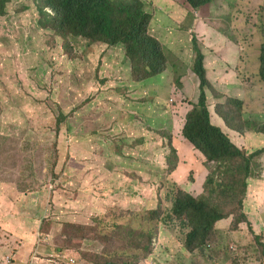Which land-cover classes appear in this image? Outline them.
Returning <instances> with one entry per match:
<instances>
[{
    "label": "rangeland",
    "instance_id": "1",
    "mask_svg": "<svg viewBox=\"0 0 264 264\" xmlns=\"http://www.w3.org/2000/svg\"><path fill=\"white\" fill-rule=\"evenodd\" d=\"M166 1L154 7L169 9L175 0ZM215 6L212 20L220 15V36L236 48L226 56L236 58L232 77L243 94L263 92L245 51L264 43V0ZM41 7L42 0H11L0 16V183L12 188L0 192V264H139L149 252L154 264H264V233L259 240L247 228L199 234L188 213L173 211L187 189L168 181V172H176V155L184 165L195 157L182 154L172 134L163 90L195 79L196 49H209L172 41L157 72L149 64L138 71L132 63L104 65L90 58V41L57 34L55 22L40 27ZM202 34L208 39L212 31ZM153 90H162L160 118L148 105ZM214 101L224 112L235 104ZM223 163L238 167L243 159ZM253 175L249 188L264 204V155Z\"/></svg>",
    "mask_w": 264,
    "mask_h": 264
},
{
    "label": "clouds",
    "instance_id": "2",
    "mask_svg": "<svg viewBox=\"0 0 264 264\" xmlns=\"http://www.w3.org/2000/svg\"><path fill=\"white\" fill-rule=\"evenodd\" d=\"M143 1L146 2L153 0ZM160 1L163 2V0H155V3ZM185 1L186 3H189L188 0ZM216 1L217 0H206L205 4H208L210 2L215 3ZM155 3L154 6L156 5ZM175 5H178V0H175L173 3L168 5L170 8H172V11L170 12V23L174 25L180 32L182 42L184 40H187L193 45L195 42L197 46L199 38H203L205 40V43L203 45H205L206 48L209 49L208 54L203 53L199 49L204 55V60L206 57L216 56L220 53L224 54L225 56H229L230 54L236 52L235 45L221 38L220 33L222 32V29L219 22L222 18L220 17L219 21H213V9H194L195 11L190 12V15L184 20L181 18L183 13L179 12L180 8ZM46 11L51 12V9L47 8ZM175 14L177 15L175 16ZM159 20L164 21V24L158 25ZM154 24L161 27L166 26L167 22L164 19L158 18L155 20ZM148 31L151 37L158 41V43L162 47L163 52L165 53V46L163 45V43L157 38V36L150 32V27H148ZM208 31H212V34L208 39H206L204 37V34L202 33ZM56 33L59 35L62 34L59 31H56ZM65 36L68 38L71 37L72 39H75L77 41H79L81 38L90 41L89 45L86 47L92 52L90 58L97 59L99 63L104 62L105 65L106 63L104 61V56L106 55L107 51L117 49L120 50L123 63H132V59L128 54V45L123 42L110 44L104 39L93 38V34H91L90 36H86L78 31L66 34ZM100 37L105 38L103 33L100 34ZM245 44L247 47L250 43ZM261 46L262 44L260 42L256 45L252 44L251 46L246 48V50L250 49V60L255 66L256 70L260 73L263 68V64L261 61ZM257 47L260 48V52L256 50ZM148 64L149 63H147L146 65ZM207 80L209 85L208 87H206L205 92L207 95V105L210 112L211 122L214 126H216L215 128L221 131V133L228 139L230 144L237 151L236 154H233L221 160L225 161L233 157H241L243 160L248 159L252 167L251 175L248 177V179H246L247 187L244 194L245 198L242 199L239 193V191L241 190L233 184L231 177L228 176L231 174L240 176L237 173V164L233 163L230 168L225 166L227 170H217L215 168L216 162L209 161L206 156V154L210 155V153L206 149L205 145L200 141L189 140L184 134V130L188 121V114L195 110L199 101L200 82L198 80L197 81L199 83L195 92V96L193 98L191 96H186L183 94V87L173 88L172 90H169L168 93H170V95L166 97L169 102L165 103H167L171 108V114H173V111L175 110L173 107L177 106L178 104L188 105V107L184 108L187 109V112L185 114L183 126L180 127L179 138H177V140L181 148H183L184 150V155H188L189 153H191L192 156L195 157L191 163H189L188 165H184L183 158H181L179 155H176L173 167L176 168V171H178V175L176 177L172 176L173 173L170 170L168 172L167 180L176 184L178 187H180V189H182L181 185H185V187L183 188H186L187 190H185L184 193L187 194L186 199H189L190 202H192V206L186 209L182 213V215L186 213L190 215L191 220L198 224L199 234H204L205 232H207L212 235H224L230 234L233 230H235V228H247V230H250V232L255 237H260L258 235L264 233V204L260 203L253 191L250 190V184L254 181L259 173L257 172V175H253L255 170L258 169L254 167V164L256 162L259 163L260 159L264 155V137H259L249 141H247L246 139L241 140L240 144L238 145L226 132H224L221 127L215 125L212 121V113L216 112L219 114L221 113V111L220 109L212 106V104L215 102L214 99H217V97L215 91H213L214 94H212V85L209 78H207ZM176 99H178L180 103H176ZM184 99H187V102H184ZM161 103L162 102L160 101V104ZM243 105L244 104L242 101L235 100V107L237 109L234 111L231 108L233 111H228V114H232V117L236 122L235 127L238 129V132L240 134H243L246 130H248L250 132L264 134V114L248 113V116L244 117L246 114H244ZM175 131L176 130L173 128L172 134L174 136ZM254 147L258 148L255 149ZM252 148H254V150ZM244 151H250V153L246 154V152ZM263 187L264 178L260 183L259 192L263 190ZM181 197L184 196L181 194ZM248 202L257 203L259 205V208L255 209L254 211H250V205L248 204ZM260 208H262L263 211H260ZM254 214L258 215H256L255 219L251 221ZM249 224L251 225V229H249L248 227ZM187 252L189 254V257H191L192 253L190 251ZM148 254L149 261H151V264H154L152 252H149ZM199 259L205 261L202 256H200ZM70 262L73 263V260L70 259Z\"/></svg>",
    "mask_w": 264,
    "mask_h": 264
},
{
    "label": "trees",
    "instance_id": "3",
    "mask_svg": "<svg viewBox=\"0 0 264 264\" xmlns=\"http://www.w3.org/2000/svg\"><path fill=\"white\" fill-rule=\"evenodd\" d=\"M10 1L0 0V16L5 15ZM188 1L195 8L206 3V0ZM42 2L44 7L39 9L43 16V19L38 22L40 27H47L50 23L55 22L59 25L57 30L64 35L78 31L86 36L93 34V38L104 39L110 44L123 42L128 45V54L132 59L135 71L140 69L138 65L145 67L147 63L155 72L159 71L158 66H162L164 69L166 60L162 47L156 39L151 37L148 31L153 13L156 10L154 1L42 0ZM47 8H50L51 12L46 11ZM189 15V13H184L181 18L185 20ZM101 33L104 34L105 38L100 37ZM194 46L197 48L195 42ZM197 49L198 56L194 72L200 82V96L195 110L188 114L184 134L191 141L202 142L210 153V155L206 154L208 160L215 161V168L222 170L225 165L221 159L236 154L237 151L221 131L212 124L205 89L209 85L207 78L222 74L229 75L234 69L232 65L226 62H219L218 66L216 64L207 65L204 55ZM261 61L263 64L261 75L264 79V43L261 46ZM239 86L242 87L243 85L239 83ZM254 167L259 169V163L256 162ZM240 171L243 172V177L236 174H231L230 177L233 184L241 190L239 193L244 199L247 187L246 179L252 172L248 159L243 160V164L237 167L238 174ZM248 204L250 211L258 209L257 203L248 202ZM191 206L192 202L189 199L178 194L173 203V211L175 214H182ZM260 211L263 209L260 208ZM152 215L158 218V213L153 212ZM248 227L251 229L250 224ZM256 238L257 240L260 239L259 237ZM148 262V257H144L139 264H147ZM104 264L116 263L105 261Z\"/></svg>",
    "mask_w": 264,
    "mask_h": 264
},
{
    "label": "crops",
    "instance_id": "4",
    "mask_svg": "<svg viewBox=\"0 0 264 264\" xmlns=\"http://www.w3.org/2000/svg\"><path fill=\"white\" fill-rule=\"evenodd\" d=\"M178 6L180 8L179 12L181 13H190L192 11H195L194 9H213L215 8V3L210 2L208 4H205L199 8H195L191 3H186L185 0H178ZM172 11V8L166 9L163 7H158L153 13L151 25H150V32L157 36V38L163 43L166 47L168 44H170L172 41L175 42L176 45H180L182 43V39L180 37V32L176 29L174 25L170 23L171 15L170 12ZM177 14H175L176 16ZM161 18L166 20L167 24L166 26H156L154 24L155 20ZM220 15L216 16L215 20L219 21ZM205 40L203 38L198 39V44H204ZM247 61L249 65L254 66L250 60V49L245 51ZM216 62H212V57H206L205 61L207 65H217L219 62H226L232 66L235 65L234 70L229 75H218V76H212L209 78L211 85H212V94H214L213 91L216 93L217 102H220L221 100H225L226 97H229L233 100H239L243 102V109L244 114H246L244 117L248 116V113L250 114H264V91L260 93H247L243 94V88L239 86L240 82H237L238 77H232L236 72V58L229 60V57H226L224 54L220 53L215 56ZM104 61L106 64H112V63H118V68L125 66L127 64L122 62V56L120 54V50H110L107 51L106 55L104 56ZM255 67V66H254ZM256 70V68H255ZM240 73V71H239ZM227 81V83H226ZM193 82H198L195 78H188L185 77L182 80V92L186 96H191L192 98L195 96V92L197 90L198 84H194ZM230 88H235L237 92L230 90L229 92L232 94H229L226 90ZM169 92V90H163ZM162 92V90H153L151 92V96L149 97L150 102L148 105L150 106L151 110L158 115L160 118V106H159V95ZM182 105V104H181ZM181 105H177L173 107L175 110L173 111L171 120H172V129L174 128L176 131L174 132L175 137L179 138V130L180 127L183 126L185 114L187 112V109H183ZM232 109L235 111L237 108L235 107V104L232 105ZM228 110V111H233ZM152 111L150 110L144 112L145 114H152ZM221 113H212V121L215 125L221 127L224 132H226L234 142H236L238 145L240 144L241 140H253L259 137H264L263 133H254L246 130L243 134H240L238 132V129L235 127V121L232 117V114H228L227 112H224L220 110ZM144 117V115H142ZM183 148H181V152L183 154ZM134 167H137V164H135ZM178 175V171L173 173L172 176L176 177ZM156 176H159L156 174ZM192 187V186H191ZM10 191L12 188L9 185L0 183V192H3L4 190ZM7 193V192H6ZM89 199V198H88ZM96 197H94L95 201ZM147 264H151V261H149Z\"/></svg>",
    "mask_w": 264,
    "mask_h": 264
},
{
    "label": "built area",
    "instance_id": "5",
    "mask_svg": "<svg viewBox=\"0 0 264 264\" xmlns=\"http://www.w3.org/2000/svg\"><path fill=\"white\" fill-rule=\"evenodd\" d=\"M8 262H9V260H8Z\"/></svg>",
    "mask_w": 264,
    "mask_h": 264
}]
</instances>
